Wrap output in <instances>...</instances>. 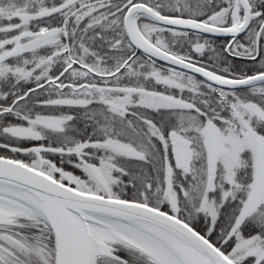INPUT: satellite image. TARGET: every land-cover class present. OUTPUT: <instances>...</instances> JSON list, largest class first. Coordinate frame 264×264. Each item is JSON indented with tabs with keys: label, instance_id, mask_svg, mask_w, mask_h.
<instances>
[{
	"label": "snow or ice",
	"instance_id": "obj_1",
	"mask_svg": "<svg viewBox=\"0 0 264 264\" xmlns=\"http://www.w3.org/2000/svg\"><path fill=\"white\" fill-rule=\"evenodd\" d=\"M0 264H264V0H0Z\"/></svg>",
	"mask_w": 264,
	"mask_h": 264
}]
</instances>
